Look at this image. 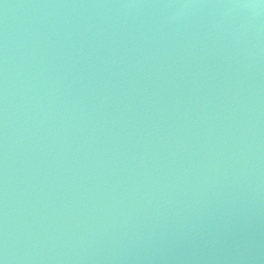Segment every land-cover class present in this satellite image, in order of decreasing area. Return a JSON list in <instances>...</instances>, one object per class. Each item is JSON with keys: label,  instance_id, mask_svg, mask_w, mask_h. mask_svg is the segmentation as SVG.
I'll return each mask as SVG.
<instances>
[{"label": "water", "instance_id": "1", "mask_svg": "<svg viewBox=\"0 0 264 264\" xmlns=\"http://www.w3.org/2000/svg\"><path fill=\"white\" fill-rule=\"evenodd\" d=\"M0 264H264V0H0Z\"/></svg>", "mask_w": 264, "mask_h": 264}]
</instances>
